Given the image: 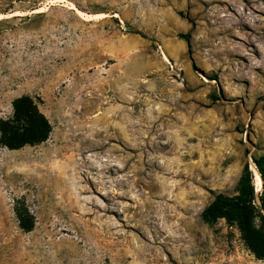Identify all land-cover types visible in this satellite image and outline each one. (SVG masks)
Returning <instances> with one entry per match:
<instances>
[{
	"label": "rangeland",
	"instance_id": "rangeland-1",
	"mask_svg": "<svg viewBox=\"0 0 264 264\" xmlns=\"http://www.w3.org/2000/svg\"><path fill=\"white\" fill-rule=\"evenodd\" d=\"M23 95L53 129L0 145V264H264L202 216L258 190L264 0H0V119Z\"/></svg>",
	"mask_w": 264,
	"mask_h": 264
},
{
	"label": "trees",
	"instance_id": "trees-1",
	"mask_svg": "<svg viewBox=\"0 0 264 264\" xmlns=\"http://www.w3.org/2000/svg\"><path fill=\"white\" fill-rule=\"evenodd\" d=\"M128 32L140 33L128 27ZM141 34V33H140ZM188 43L189 34L181 35ZM13 113L0 119V145L9 150H19L46 142L53 126L37 101L28 95L13 100ZM255 165L263 181L262 193L257 194L253 182L254 174L247 164L240 182V192L235 196L218 194L203 211L206 221L225 219L237 223L247 248L258 258L264 260V155L255 159ZM20 226L31 231L35 216L25 209H17Z\"/></svg>",
	"mask_w": 264,
	"mask_h": 264
},
{
	"label": "bare ground",
	"instance_id": "bare-ground-1",
	"mask_svg": "<svg viewBox=\"0 0 264 264\" xmlns=\"http://www.w3.org/2000/svg\"><path fill=\"white\" fill-rule=\"evenodd\" d=\"M38 10H40V9H38ZM38 10H36V11H38ZM256 174H257L256 178H257V182H258V190H261L263 187V181H262L261 175L259 174L258 171H256Z\"/></svg>",
	"mask_w": 264,
	"mask_h": 264
},
{
	"label": "built area",
	"instance_id": "built-area-1",
	"mask_svg": "<svg viewBox=\"0 0 264 264\" xmlns=\"http://www.w3.org/2000/svg\"><path fill=\"white\" fill-rule=\"evenodd\" d=\"M261 192H262V189L261 190H257V194L259 195V194H261Z\"/></svg>",
	"mask_w": 264,
	"mask_h": 264
}]
</instances>
